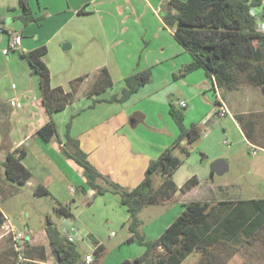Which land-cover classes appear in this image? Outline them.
<instances>
[{"label": "crops", "instance_id": "0c3cea01", "mask_svg": "<svg viewBox=\"0 0 264 264\" xmlns=\"http://www.w3.org/2000/svg\"><path fill=\"white\" fill-rule=\"evenodd\" d=\"M37 3L39 9H44L43 13L38 12L30 0L35 16H41L40 20L35 22L40 23L44 20V42L31 47L24 45V42L28 37H32L29 29L34 22L25 25L18 18L23 12L20 1L18 5L14 3L12 6L3 5L0 8V97L6 101L19 102L23 106L22 108L17 105L11 106V144L14 148L26 150L24 164L34 175L26 186L34 188L36 184L46 185L52 194L73 212L74 217H59V226L77 242L83 254L79 264H87L85 257L95 251L97 245L93 239L106 245L114 236L112 232L117 236L118 231L126 229L123 224L129 219L130 212L121 203L118 195L112 192L96 195L95 190L87 184L83 168L62 152V143L48 142L38 134V130L50 120V115L39 94L41 91L37 84V74L28 60L22 56V52L42 43L49 44L59 30L62 31L72 22L75 37L68 40L70 42L61 44V47L63 51L71 49L73 51L77 46L80 62L84 54L88 56L83 72L67 77L65 74L67 65L64 61L67 57L58 54L62 58L58 60L53 55L50 56V45H47L48 53L44 60L50 68L53 86L61 85L67 89L72 78L90 74L104 66L113 77L112 87L99 95L84 96L76 100L58 112L60 117L64 115L63 120L61 122L60 119L56 120L60 136L64 139L66 124L74 116L71 134L80 140L89 160L99 171L126 188L137 186L143 180L150 160L157 158L180 133L170 113L172 99L179 103L183 100L188 102L185 110L187 126L196 122L204 126L197 148L174 174V180L179 187L176 202L170 204L167 211L156 215L157 219L153 221L143 219L146 238L155 239L160 236L183 211L186 202L191 200L203 202L199 200V196L192 198L190 190L181 193V187L193 176L200 180L196 188H203L201 183L204 182L207 184L206 187L213 191L214 197H205V202L218 200L217 193H221V200H225L223 199L225 197L241 198L228 197L229 186L236 184L216 183L215 176L218 172L212 173V164L217 160H223L222 168L227 169L218 174H224L231 168L230 158L256 144L246 137L235 116L236 113L230 109V114L220 115V108L216 106L217 100L214 101L212 96L215 82L203 67L181 78L174 77V73L190 63L193 57L176 39L174 29L163 21L160 13L161 0H37ZM3 8L9 12L15 10L12 24H6L2 15ZM50 14H54L56 20L47 26L45 24L50 21ZM40 25L42 28L43 23ZM15 33L22 36L21 46L4 53L9 37ZM49 34L51 36L47 37ZM64 44H67L66 48ZM91 62L92 64L95 62L96 65H91ZM146 68L153 71L151 82L143 85L125 101L106 100L122 92L127 76ZM98 99L102 100L95 102ZM233 127L238 131V139L235 144L229 146L230 141L225 134ZM29 141L31 143L24 147ZM35 145L42 149L44 158L36 157L29 161L31 153L33 154L30 146ZM132 151L138 153L140 162L127 159ZM252 153L256 154V150L255 153L252 150ZM4 159L1 160L2 166ZM51 164L52 167L58 168H48ZM9 186L10 183L4 178V168H0V199L5 198L3 190ZM0 211L8 219L1 203ZM170 213L171 217L168 216ZM8 221L11 223L9 219ZM72 227L78 228L81 236L71 233ZM0 230V241L10 238L4 234L2 226ZM42 231L35 237L31 232L27 240L32 243H44L50 252L46 230ZM33 238H38V242H33ZM130 245L134 249L127 251V257H121L113 264H120L122 260L140 255L145 250V246L138 242ZM106 250L105 247L103 256L106 258L105 262L102 260L95 264H107ZM54 259V256L49 254L45 264H55ZM94 261L95 259L91 264Z\"/></svg>", "mask_w": 264, "mask_h": 264}, {"label": "trees", "instance_id": "16d2710c", "mask_svg": "<svg viewBox=\"0 0 264 264\" xmlns=\"http://www.w3.org/2000/svg\"><path fill=\"white\" fill-rule=\"evenodd\" d=\"M19 1L23 12L18 18L25 25L40 20L41 16H35L30 0ZM255 6L263 7L264 19V0H162L160 13L163 21L174 29L176 39L193 57L190 63L174 73V77L181 78L203 67L208 76L214 77L225 99L239 87L241 73H246L249 81L262 89L264 96V31L258 28L257 18L251 13ZM47 53L45 44L22 52L33 71L39 75L42 101L50 115V120L38 130V134L48 142L62 143V152L83 168L87 184L95 190L96 195L112 192L127 207L130 217L123 226L128 227L131 235L126 241L138 242L145 246V250L140 255L122 260L120 264H180L194 252L201 253L198 264H204L206 259L212 263V248L222 243L234 245L248 241L264 227V197L218 202L191 200L184 204L183 211L160 236L147 239L140 212L149 205L170 200L178 191L174 174L191 155L194 143L202 138L204 126L200 122L187 126L186 108L171 100L170 113L180 129L179 135L157 158L150 160L144 179L137 186L126 188L100 172L89 160L80 140L71 134L74 116L66 124L64 139L52 117L53 113L64 110L76 100L99 95L112 87L114 80L109 69L104 66L72 79L70 89L53 86L50 68L44 60ZM152 80L151 68L132 73L125 78L122 92L106 100L125 101ZM13 105L12 100L6 101L0 97V134L9 138ZM235 116L249 141L264 148V144L258 142V115L251 112L236 113ZM202 155L205 156L204 152ZM25 157L24 148H14L11 144L7 149L3 167L4 178L10 186L3 190L4 197L12 196L33 179L32 171L24 164ZM198 183V177L193 176L181 190L186 192ZM35 193L40 197L54 196L44 184H36ZM55 199L57 203L53 211L58 217H74L70 207ZM47 218L45 230L50 252L44 243H32L27 238L22 244L19 240L20 248L16 249L12 237L14 245L11 243L10 251L6 250L0 255V264H44L49 254L54 256L55 264H79L83 254L77 242L61 230L51 215ZM4 221L0 211V227ZM93 242L97 245L94 254L102 258L105 245L96 239Z\"/></svg>", "mask_w": 264, "mask_h": 264}, {"label": "rangeland", "instance_id": "374dc122", "mask_svg": "<svg viewBox=\"0 0 264 264\" xmlns=\"http://www.w3.org/2000/svg\"><path fill=\"white\" fill-rule=\"evenodd\" d=\"M14 3L15 5H18L19 0H0V8L3 7V5L12 6L14 5ZM32 3L38 12L40 13L44 12V9L38 8L37 0H32ZM14 14H15V10H10L9 12L6 9H4V13L2 15L5 17L7 25L13 23ZM54 16H55L54 14H50L49 15L50 21H47L45 25L48 26L50 25V23L54 22L56 20ZM40 23L41 24L43 23L42 28H40L41 26ZM40 23L34 22L31 24L29 31L33 35L32 37H28V39H25L24 45H27V46L29 45V47H31L32 45H35L36 43H40L42 41L44 42V20L41 21ZM72 24L70 23V25H68L62 31L59 30L58 33L55 35L56 37L50 41L51 44L50 43L47 44V45H50V49H51L50 56L53 55V57H55V59H58V60L62 59L60 56H58V54H64V56L67 57V58H64V61L67 65L65 69V71L67 72L65 73L67 74V77H71L72 75L79 73L80 71L83 72L82 69H84V63L88 60V56H85L84 54L82 56L83 60L82 62H80V58L77 54V46L75 47V49H73V51L72 49L68 51H63L61 47L62 46L61 44L65 42H70L68 40L73 39V37H75L73 36V32H72V27H71ZM40 32H43V34H40ZM46 33H49V32H46ZM50 36L51 34H49L47 37H50ZM43 44L44 43H42V45ZM91 65L95 66L96 63L94 62V64H92L91 62ZM36 76L38 80L37 84H38V87L40 88L39 90L41 91L39 94L42 97V90L40 87V78L38 74ZM53 81L54 80L52 77V83ZM239 82L240 84L237 89L230 92L225 99L223 97L222 98L228 104L232 112L234 113L248 114V113L253 112L254 114L258 115L256 116L259 118V121H258L259 124L257 127V131L259 132L258 134L260 136V139L258 140V142L260 144H264V96H263L262 89L259 86L251 83L246 73H241L239 77ZM215 85H216V88L215 86L214 88H212V96L214 98V101L217 100V92H219V94L222 96V92L220 88L218 87L217 84ZM67 89H70V85H69V88ZM172 100H175V99H172ZM176 102L179 103V101H176ZM181 102H185V106H183ZM181 102L179 104L182 107L186 108L188 106V102L186 100H183ZM18 106H21V103H19ZM216 106L219 107L218 104ZM22 107L23 106H21V108ZM63 116L64 115L60 117V114L58 112H55L52 115L55 121L60 119L59 122L63 120L64 118ZM225 136L230 141L229 146H232V144H235V141H237L238 139V131L237 129L233 127L230 131H228L225 134ZM200 141L201 139L198 142L194 143L192 152L197 148ZM30 143L31 141L26 142L24 147L29 145ZM10 145H11V142H10L9 136L8 135L4 136V134L1 133L0 134V168H4L1 165V160L4 159L5 157L4 154L7 151V149L10 148ZM30 148H31L30 150L33 151V154L31 153V156L29 157V161H33V159H36V157L44 158V152L42 151L40 147H37L35 145V146H30ZM227 148L229 147H226V149ZM252 150H256V154H253ZM127 159L134 160V162L138 160L140 162L138 158V153L133 152V151L128 154ZM230 161H231V168H229L226 173L224 174L217 173V175L215 176L216 183H220V182L229 183L230 182V184H236L234 186H229L228 192H227L228 197H241V198L264 197V148L257 146V145L252 147L251 145L247 147L245 150H242L241 153L238 152L237 156L230 158ZM48 168H58V167L56 166L52 167V164H51L48 166ZM199 183H200V180H199ZM201 185L203 186V188L199 189V188L193 187L192 189H190L191 191L190 196H192V198L199 196V200L205 202V199H204L205 197L206 198L214 197L213 191L206 187L207 186L206 183L202 182ZM182 192L183 191L181 190V193ZM176 193L170 200H167L161 203L152 204V205L145 207L140 212V217L142 218V220L144 219L147 221L148 219H151L150 221H153L157 219L156 215H159L160 213L162 214L164 211H167L168 206L176 202L177 200ZM216 198H218V200H212V201L210 200V201L211 202L221 201V198H222L221 193H217ZM223 199H228V198L225 197ZM0 203L2 204V208H4L5 212L7 213L8 219L13 224L12 225L13 227L11 228L12 229L15 228V230H20L23 232L30 231V236H31V232H32L33 237L43 232L42 230L45 229V226L47 224L48 215H51L53 220L58 225H60V222H59L60 218L53 211L54 210L53 204L57 203V200L55 199V195L40 197L36 195L35 193V186L34 188H31L26 185H23L12 196H8V197H5L4 199H0ZM171 213L168 214L169 217H171ZM8 219L5 218V221L2 227L4 230V234L10 238H5L0 241V255L4 254L6 250L7 252L10 251L9 244L11 243L13 244L12 234L8 233L12 229L7 231L6 223H8ZM115 234L116 233L112 232V235H114L113 238L109 240L107 244L105 245L107 249L106 253H107V258H108L106 262L107 264L116 263L121 257L128 255L127 254L128 250L134 249L132 245H130V243H127L126 241V239L131 235L128 227H126V229L122 231H118L117 236H115ZM37 240L38 238L37 239L33 238V242ZM20 242L22 244V242H25V240L20 239ZM211 253H213V257L210 256L213 260L212 263H209L206 259L204 261V264H264V227L261 228L254 237L249 238L248 241H244L242 243H236L234 245L222 243L212 248ZM92 256L95 259L94 263L92 264H95L97 262H102V260H104L105 262L106 260L105 257L97 258L94 252H92ZM200 260H201V253L194 252L190 254L187 258H185L180 264H198Z\"/></svg>", "mask_w": 264, "mask_h": 264}, {"label": "built area", "instance_id": "2783aa9c", "mask_svg": "<svg viewBox=\"0 0 264 264\" xmlns=\"http://www.w3.org/2000/svg\"><path fill=\"white\" fill-rule=\"evenodd\" d=\"M251 13L255 16V18H257L258 28L260 30H263L264 31V19L262 18V15H263V7L262 6L252 7ZM21 43H22V36L15 33V34H13V35H11L9 37L8 44L5 47V49L3 50V52L4 53H8L10 50L18 49L21 46ZM213 81L216 84V81H215L214 77H213ZM215 88H216V85H215ZM217 101H218L219 108H220V115L221 116H225L227 114H230V108H229L228 104L224 101V99L222 98V96L219 94V92H217ZM12 103L14 105H17V106L19 105V103L16 102V101H12ZM181 104L183 106H185V102H181ZM253 152L255 153V150H253ZM72 191H74V188H72ZM8 223H6L7 231L10 230V229H12L11 227H13L12 224L9 221H8ZM72 232L75 235L81 236V233L79 232L78 228H76V227H72L71 228V233ZM8 233H11L12 234V237L15 240L14 242H15L16 249H19L20 248V246H19V244L17 242L20 239H26V238L28 239L29 238V234H30L29 231L23 232V231H20V230H15V228L12 229V230H10V232H8ZM93 260H94V258H93V256L91 254H88L86 256V258H85V262L87 264H91V262Z\"/></svg>", "mask_w": 264, "mask_h": 264}, {"label": "water", "instance_id": "95a60500", "mask_svg": "<svg viewBox=\"0 0 264 264\" xmlns=\"http://www.w3.org/2000/svg\"><path fill=\"white\" fill-rule=\"evenodd\" d=\"M66 46L67 44H64V48H66ZM223 164H224L223 160H217L214 164H212V171H213L212 173L213 174L214 172L222 173L224 169H226V168H222Z\"/></svg>", "mask_w": 264, "mask_h": 264}]
</instances>
